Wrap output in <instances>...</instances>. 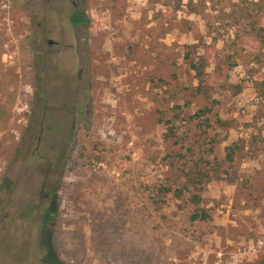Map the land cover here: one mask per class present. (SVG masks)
<instances>
[{
	"label": "rangeland",
	"instance_id": "1",
	"mask_svg": "<svg viewBox=\"0 0 264 264\" xmlns=\"http://www.w3.org/2000/svg\"><path fill=\"white\" fill-rule=\"evenodd\" d=\"M261 37L264 0H0V264H261Z\"/></svg>",
	"mask_w": 264,
	"mask_h": 264
},
{
	"label": "trees",
	"instance_id": "2",
	"mask_svg": "<svg viewBox=\"0 0 264 264\" xmlns=\"http://www.w3.org/2000/svg\"><path fill=\"white\" fill-rule=\"evenodd\" d=\"M88 20L84 19L83 17H81L80 15H74L72 18V22L73 23H84L87 22ZM261 40L264 42L263 37H261ZM208 109L207 108H203V109H199L197 114L193 115L190 117V121H194L195 119L198 118H203L207 113H208ZM217 122L219 123H224L222 120L217 119ZM166 123H169V120L166 121ZM199 124L204 125V132H206V129L209 127V121H208V117H204L202 119V121H200ZM165 129H166V133H164V137L166 139L171 138V137H175V132L172 129V126L166 124L165 125ZM211 148V147H210ZM190 149V148H189ZM210 150V149H209ZM183 176H184V180L182 181V183H180V186L175 188L174 193L176 194V196H178V198L181 197H185L186 195L188 196L186 199V202L188 200L189 203H191L194 206H197L200 202H201V195L198 193V191L196 193H193L192 190H200V187H198V185H202L206 179H210V175L208 174V172L204 171L201 168V165L199 164L198 161L193 162L190 165H187V170L183 171ZM165 191H170L172 190V188L170 187H166L164 189ZM50 215L49 213L46 214V217L43 221L44 224V231L43 233H45V229L46 226L49 224L50 222ZM210 218V215L208 213V211L204 208L202 209H196L191 215H190V219L192 221L194 220H199L202 222H206L208 221V219ZM261 264H264V261L261 262Z\"/></svg>",
	"mask_w": 264,
	"mask_h": 264
},
{
	"label": "water",
	"instance_id": "3",
	"mask_svg": "<svg viewBox=\"0 0 264 264\" xmlns=\"http://www.w3.org/2000/svg\"><path fill=\"white\" fill-rule=\"evenodd\" d=\"M48 43H49V44H53L54 41L50 39V40H48Z\"/></svg>",
	"mask_w": 264,
	"mask_h": 264
}]
</instances>
